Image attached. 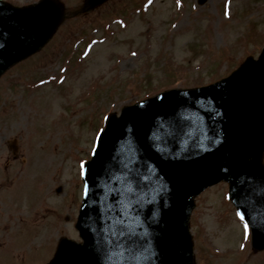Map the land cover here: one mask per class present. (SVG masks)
Here are the masks:
<instances>
[{
	"label": "rangeland",
	"instance_id": "rangeland-1",
	"mask_svg": "<svg viewBox=\"0 0 264 264\" xmlns=\"http://www.w3.org/2000/svg\"><path fill=\"white\" fill-rule=\"evenodd\" d=\"M3 1L26 6L39 0ZM57 1L68 14L83 3ZM263 37L264 0H206L203 5L110 0L84 17L65 20L45 47L46 56L31 57L0 78V239L10 238L4 233L9 230L23 241L19 246L25 243L20 247L25 253L30 246L46 259L60 236L74 237L66 224L75 216L68 205L81 190L79 165L88 160L96 136L85 123L79 125L88 113L98 112L104 120L159 92L212 83L246 57H256L255 39ZM67 60L71 67L64 84H35L62 70ZM56 188L59 193H53ZM226 192L219 184L196 200L190 224L195 263L264 264V253L250 249L248 229ZM45 197L56 211L40 209ZM8 260L5 264H31L23 256Z\"/></svg>",
	"mask_w": 264,
	"mask_h": 264
},
{
	"label": "water",
	"instance_id": "water-1",
	"mask_svg": "<svg viewBox=\"0 0 264 264\" xmlns=\"http://www.w3.org/2000/svg\"><path fill=\"white\" fill-rule=\"evenodd\" d=\"M104 1L86 0L83 11ZM61 17L48 0L27 8L0 3V74L39 50ZM263 151L264 49L213 85L123 109L83 170L77 228L84 244L64 242L53 264H193V197L219 181L250 225L253 248L264 249ZM127 201L133 216L113 227L111 207L117 212ZM99 222L105 226L95 233ZM107 230L113 237L97 234Z\"/></svg>",
	"mask_w": 264,
	"mask_h": 264
},
{
	"label": "snow or ice",
	"instance_id": "snow-or-ice-1",
	"mask_svg": "<svg viewBox=\"0 0 264 264\" xmlns=\"http://www.w3.org/2000/svg\"><path fill=\"white\" fill-rule=\"evenodd\" d=\"M83 168H84V166L81 165V170H82L81 174H83ZM237 215H239V213Z\"/></svg>",
	"mask_w": 264,
	"mask_h": 264
}]
</instances>
